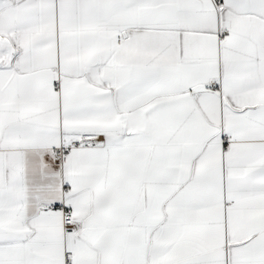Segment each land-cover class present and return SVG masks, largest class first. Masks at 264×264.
<instances>
[{"label": "snow or ice", "instance_id": "1", "mask_svg": "<svg viewBox=\"0 0 264 264\" xmlns=\"http://www.w3.org/2000/svg\"><path fill=\"white\" fill-rule=\"evenodd\" d=\"M0 264H264V0H0Z\"/></svg>", "mask_w": 264, "mask_h": 264}]
</instances>
